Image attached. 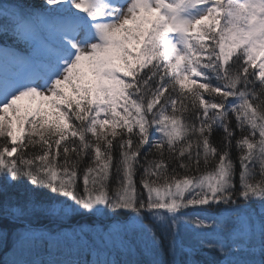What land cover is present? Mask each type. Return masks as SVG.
Wrapping results in <instances>:
<instances>
[{"label":"snow or ice","instance_id":"6c2138e0","mask_svg":"<svg viewBox=\"0 0 264 264\" xmlns=\"http://www.w3.org/2000/svg\"><path fill=\"white\" fill-rule=\"evenodd\" d=\"M0 224V264H264V0H0Z\"/></svg>","mask_w":264,"mask_h":264},{"label":"trees","instance_id":"16d2710c","mask_svg":"<svg viewBox=\"0 0 264 264\" xmlns=\"http://www.w3.org/2000/svg\"><path fill=\"white\" fill-rule=\"evenodd\" d=\"M20 191L22 192L23 189H20ZM0 227H5V225L0 224ZM7 227L11 228V225H7ZM210 255H211L210 253L207 254V256H209V257H210ZM3 258H4V252H3V250H0V261H2ZM198 258L203 259V258H207V257H198Z\"/></svg>","mask_w":264,"mask_h":264}]
</instances>
